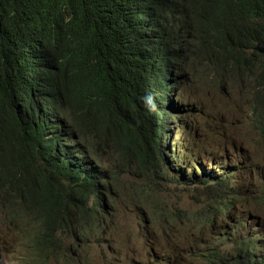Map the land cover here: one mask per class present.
I'll return each mask as SVG.
<instances>
[{
	"label": "trees",
	"instance_id": "obj_1",
	"mask_svg": "<svg viewBox=\"0 0 264 264\" xmlns=\"http://www.w3.org/2000/svg\"><path fill=\"white\" fill-rule=\"evenodd\" d=\"M259 42L264 0H0V213L23 247L43 264H69L65 240L91 247L93 236L103 239L93 224L113 215L106 184L115 187L122 176L102 166L146 169L162 132L174 147L185 142L188 93L204 76L222 96L247 102L250 142L264 143V60L253 51ZM191 79L180 90L184 102L169 98V84L180 89ZM217 148L222 155L215 156L229 160ZM197 156L188 161L189 182ZM238 156L240 164L245 153ZM257 176L259 169L240 177L214 165L204 174L211 183L203 185L199 210L175 213L204 227L195 242L205 250L192 254L197 263L264 264V217L243 241L223 232ZM146 196L156 199V216L168 214L157 191ZM248 198L264 207V183Z\"/></svg>",
	"mask_w": 264,
	"mask_h": 264
},
{
	"label": "rangeland",
	"instance_id": "obj_2",
	"mask_svg": "<svg viewBox=\"0 0 264 264\" xmlns=\"http://www.w3.org/2000/svg\"><path fill=\"white\" fill-rule=\"evenodd\" d=\"M175 98V96H174ZM233 102V96L231 98ZM190 105L192 106L191 117L187 119L185 127L182 129L187 136L188 142L191 145L198 146L201 150L216 149L220 146L229 161L225 163H216L217 166L224 170L237 171L240 177L251 175L255 170H260V176L253 178L250 182H246L242 205L239 204L235 207L230 214V218L227 221V226L223 227V232H230L233 240V234L235 239L243 241L249 234L251 226L254 224L256 217H264V207H256L248 200V195L252 192L259 193L262 190L264 183V143L254 146V148L247 152L245 156L240 158V164L238 162V152L241 149H246L249 142H245L248 138H251L252 132L250 129H241L237 127L240 121L244 119L240 113L246 112V104L243 101H234L231 105H227L226 101L219 100L218 96L214 92H208L205 87L195 86L190 92ZM233 105L235 114L232 117L229 115V109ZM217 112H219L217 114ZM221 116V121L218 118ZM214 147V148H212ZM212 151L208 153L200 154V158L203 161L211 159ZM135 165L138 164L136 160H133ZM107 164L103 165L105 167ZM205 167H208L207 164ZM113 167L108 166L104 168V172L110 173ZM203 177V175H201ZM204 178V177H203ZM203 178L198 177L195 180V187L183 185L181 187L162 185V191L157 188L158 195L162 198L165 206L164 210L167 212H175V210L181 207V204L190 209H196L198 201H201V195L208 188H202L199 192V184L202 185ZM206 199V197L204 198ZM198 205L195 213L199 210ZM119 210H114L111 220V224L104 227L103 242L101 244L93 243L92 248L87 245L80 247L76 246L73 239H67L66 248H69V264L72 262V253L75 257H91L94 264H99L101 259L119 263L123 260H135L134 264H154L152 254V248L147 251V245L142 243L141 240L133 242L130 238L131 230H135L132 220L141 214V210L136 206L137 212L135 215H127L124 206H118ZM145 213L148 211L143 210ZM153 214H148L147 219L151 220ZM134 223V222H133ZM12 222L7 214L3 211L0 213V264H35L33 255L30 251L23 248L20 244L21 238L10 227ZM179 227L176 230L175 236L178 239L184 240V245L187 244L185 233L189 236H195V226L189 224L184 231H180ZM254 230H261L260 226L255 227ZM256 232V231H255ZM95 238V237H94ZM173 239V238H171ZM220 246L217 241L215 243ZM122 247L126 252L119 251ZM159 256L166 254V249L162 246H158L155 250ZM160 258V257H159ZM116 260V261H115ZM158 260V259H156ZM183 264H192L190 261L185 260Z\"/></svg>",
	"mask_w": 264,
	"mask_h": 264
},
{
	"label": "clouds",
	"instance_id": "obj_3",
	"mask_svg": "<svg viewBox=\"0 0 264 264\" xmlns=\"http://www.w3.org/2000/svg\"><path fill=\"white\" fill-rule=\"evenodd\" d=\"M258 45H261L264 47L263 43H260V42L256 43L253 48V51L259 54L260 56H262L264 60V54L256 50V47ZM195 70H198L203 74H206V70L201 66L196 65ZM204 77H205V80L201 81L195 86L205 87V89L208 92H214L218 96L219 100L226 101L227 105H231L234 101H243L246 104V112L240 113V115H243L244 119L239 122L237 127L241 129H250V131L252 132L251 137H253V130L248 125H246L247 123L246 115H247V111H249L247 102L244 100H240L238 96L233 95V93L229 97L222 96L217 90V88L210 82V78L208 76H204ZM192 84H193V80L191 79L190 81L186 83L177 84V85L179 86L180 90H183V89L189 88ZM169 85L170 86L168 88L169 89L168 91L171 94V97L169 95V98H171V100L177 99L178 101L179 95L177 91L178 90L177 86L173 85V83ZM174 86L176 87L174 88ZM191 91L192 90H190L188 93L189 97H190ZM232 96H233V102L231 101ZM189 104H190V101H189ZM191 108L192 106L190 105V108L186 110L187 119L191 117V113H192ZM218 113L219 112H217V114ZM233 114H235V109L233 108V105H232L231 108L229 109L228 116L232 117ZM223 117L225 116L220 115L218 120L221 121ZM186 123H187V120L183 121L180 126L181 137L186 140L185 142L174 147L172 145L173 142L171 141L169 136L166 133L162 132L160 136L161 141H158V143L154 145V147L156 146L158 151H156L155 153L151 152L148 155L149 161H148V165L146 169L140 170L139 166H136L135 168H131V167L126 166L125 164L124 169L127 171V173H125L123 167L121 169H116L113 167V170H111L109 174L113 177L117 175H121L122 180L117 182L115 187L112 185L113 180L110 181L109 185L106 184L107 189H106L104 196L106 198L108 196H112V198L116 202L114 210H119L118 206H124L123 210H125L127 215H135L137 212V209H136V206H137L140 210L143 209L145 211H148V213H145L143 210H141L142 213L139 214L137 218L132 220V224L134 225L135 230L133 229L131 230L130 238L133 239L132 240L133 242H137L141 240L142 243L147 245L148 252L150 251L149 250L150 248H152V250L155 251L158 246H162L166 249V254L162 255L158 260H154L153 261L154 264H183L185 260L190 261L192 264H201L200 262L197 263L196 259H192V254H193L194 249H196V252L198 253H203L205 250L204 247L196 245V242H195V239L200 237L199 233L200 231H203L204 227H201L199 230L198 229L199 227L196 226V223H194L192 219L190 218H188L187 221L181 220L180 218L178 219L177 218L178 214H175V213L179 209L175 210V212L165 211L164 210L165 204L159 195L157 197L161 198L162 200L160 201V205H161L160 210L162 213H168V214L156 216V211L153 208V206L157 204V201L156 199L155 201H152L153 199L152 197L146 196L147 192L157 191L158 187H159V191H162L163 184H166L171 187L172 186L181 187L183 185H186V186H190L194 188L196 186L195 180L198 177H200L201 175H203L204 177V174L205 173L207 174L208 172V168L212 169L214 165L217 166L216 163H220L213 159L215 155H222L218 151L217 147L215 150L211 149V150L204 151V150H201V148H199V145L194 146V145L189 144L186 134L182 132V129L185 127ZM250 140L251 138L247 137V140H245V142H249V145L246 149H241V151L244 152L245 154L251 151L254 148V146L258 145V143L257 144L251 143ZM255 141L259 142V139L257 138L255 139ZM210 151H212L211 159H208L207 161H203L199 155L202 153H208ZM195 153L198 156L192 166L194 178L189 182V177L191 175V169H189L188 161L190 157L194 155ZM176 156L179 157V160L176 158ZM172 158L174 159L172 160ZM218 158H221V160H224V161L227 160L223 156L218 157ZM169 160H170V163L172 164V167L181 171L183 174L185 173V175H180L174 172L168 163ZM211 161H215L214 165L210 164ZM206 164L208 167H205ZM217 167L221 170H224L219 166ZM186 172H188L189 175H186ZM164 177L169 178V179L172 178L173 182L169 183V182L161 181ZM203 181L204 183L202 185L199 184L200 186L199 189H202L203 185H209L211 183L210 179H205V177L203 178ZM96 194L98 193L96 192ZM98 196L101 198L103 203L107 202L105 201L106 199L104 197H102L99 194ZM143 196L148 198V202L145 203L144 205L142 204V202L145 198L141 199ZM91 197L93 198L92 195ZM181 206L183 207L182 204ZM148 214H153V218L151 220L147 219ZM96 218L98 219V221L95 222L93 225L96 226L95 232L98 233V232H104L103 230L104 227H107L108 225H110L111 220L114 217H112V215H108L107 213H104L100 216H96ZM138 219H140L142 222L141 226H139L138 224ZM176 224H179V225L177 226ZM189 224H193L195 226L194 230H195V233H197V235L189 236L188 233H185V237L188 242L186 245H184V240L178 239L175 236V234H176V230L179 227L182 226L180 231H184V229L187 228ZM10 227H12L14 230V227L12 224ZM96 237L97 236H93L92 245L94 242H96V244H101L103 242V239H98ZM145 239L147 241H150L151 244H147ZM20 244L22 245L21 241H20ZM92 245L90 248H92ZM119 251L126 252L122 247H120ZM126 253H130V252H126ZM78 259L82 260L83 262H86L88 259L91 260V257L89 258L79 257ZM33 260L34 262H38L39 264L44 263V261L40 260L38 257L33 258ZM134 261L135 260H123L119 262L118 264H134ZM98 263L99 264H117L115 262L107 261L104 259H101L100 261H98Z\"/></svg>",
	"mask_w": 264,
	"mask_h": 264
},
{
	"label": "bare ground",
	"instance_id": "obj_4",
	"mask_svg": "<svg viewBox=\"0 0 264 264\" xmlns=\"http://www.w3.org/2000/svg\"><path fill=\"white\" fill-rule=\"evenodd\" d=\"M206 24V23H205ZM178 91V95H179V99H178V101H177V99H173V101L174 102H176V103H182V102H184V99H183V97H182V95H181V91H180V89H178L177 90ZM241 92V91H240ZM177 117V116H176ZM6 146V145H5ZM215 161H217V162H220V163H225V161H229V160H221V158H217V156H214V158H213ZM169 162V164L170 165H172L171 163H170V160L168 161ZM182 173V172H181ZM183 174V173H182ZM183 175H185V173L183 174ZM186 175H189V173L188 172H186ZM200 178H203L202 176H200ZM203 180V179H202ZM101 204V203H100ZM146 240V239H145ZM146 243L147 244H151V242L150 241H147L146 240ZM151 249V248H150ZM149 249V250H150ZM151 254H152V257H153V259L154 260H156V259H159V257H161V256H159L158 255V253L157 252H155V251H153V252H151ZM116 261V260H115Z\"/></svg>",
	"mask_w": 264,
	"mask_h": 264
},
{
	"label": "water",
	"instance_id": "obj_5",
	"mask_svg": "<svg viewBox=\"0 0 264 264\" xmlns=\"http://www.w3.org/2000/svg\"><path fill=\"white\" fill-rule=\"evenodd\" d=\"M256 50H258L260 53H263V54H264V47H263V46L258 45V46L256 47Z\"/></svg>",
	"mask_w": 264,
	"mask_h": 264
}]
</instances>
